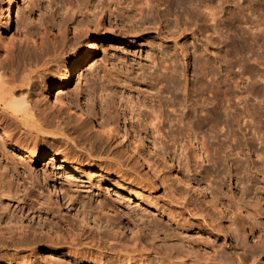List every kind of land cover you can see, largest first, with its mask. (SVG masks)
Returning a JSON list of instances; mask_svg holds the SVG:
<instances>
[{
    "label": "rangeland",
    "instance_id": "obj_1",
    "mask_svg": "<svg viewBox=\"0 0 264 264\" xmlns=\"http://www.w3.org/2000/svg\"><path fill=\"white\" fill-rule=\"evenodd\" d=\"M138 1L135 2L139 4ZM131 4L132 0H18L14 28L2 31L0 35L3 43L0 54L14 46L20 47L26 40L30 43L47 42L48 45L54 38L60 43L68 41L70 47H65L57 62L44 73L45 77L56 79L63 75L79 46L89 42L88 62L76 69L73 85L62 92L77 99L86 113L94 111L96 121L91 125L95 126L100 140H109L100 123L113 114L115 119L119 116L116 121H119L120 136L111 139V149L127 160L129 167L121 168V171L126 173L123 178L128 181L119 178L116 173L122 172L116 165H112L111 172L102 171L98 165L104 168L112 157L107 158L106 154L89 157L85 150L71 142L75 135L52 139L42 135L37 137L33 131V139L24 140V136L20 137L12 127L6 134L15 139L20 137V147L27 146L25 149L33 150L36 156L42 154L43 158L25 160V165L21 166L19 158L11 159L14 153L6 146L4 157L0 155V173L7 169L1 181L5 188L18 191V198L1 197L4 210L0 213L16 216L11 225L25 231L29 225L40 232L37 227L39 219L56 221L59 218L66 223L63 234L51 235L56 239L64 238L60 239V245L47 243L32 256L38 264H87L78 261L77 252L81 258L101 256L103 264H169L165 261L167 257L171 256L174 262V257L181 256V245L183 250L193 247L194 254L206 253L205 257L216 255L214 251L218 250L217 255L222 252L220 256L227 260V264H237L240 258L247 260L246 264L255 258L254 264H264V41L248 39L242 45L237 37L232 38L236 33L231 31L237 20L242 21L246 15L253 16L254 20L250 17L253 21L260 16L264 21V0H194V5L182 12L163 4L160 7L162 22L158 17L154 18L157 21L147 18L144 28L148 30L130 29L129 18L137 6ZM203 6L205 9L211 7L217 15L211 8L204 11ZM195 9H203L200 11L203 14L198 12L201 16H197ZM255 9H259V13ZM210 11L213 16L208 13ZM205 14L212 19H207ZM233 14L240 19L231 17ZM259 18L257 22L261 21ZM188 19L194 23L192 26ZM154 21L160 28L154 26ZM185 24L188 28L184 27ZM248 25L241 24L240 29L236 28L240 31L236 32L240 35L241 29L243 31ZM262 25L260 27L264 30ZM249 28H244L248 30L245 33L253 32L254 28L250 29L251 32ZM181 31L186 33L180 36ZM180 50L184 51V56ZM172 57H175V65L171 63ZM164 63L167 66L172 64L169 71L163 72L161 65ZM162 74L167 81L166 86L163 83V89L153 83L154 78ZM45 95L49 96V93ZM125 101H132V106L134 101L140 103L146 112L155 107L163 117L167 116L166 120H171L161 123L164 131L160 136V149L150 130L142 133L141 127L135 128L136 118L131 121L125 106L128 102ZM48 103H51L49 97ZM109 104L115 105L114 108ZM109 106L113 113L110 117L107 115ZM123 110L127 115L126 122L121 113ZM204 114L208 116L207 122L202 121ZM113 116L110 120L114 119ZM2 127L0 123V135L3 134ZM152 141L157 146L151 145ZM198 152L200 158L196 157ZM144 161L150 167L142 165ZM114 191H117L116 196ZM69 199L77 205L76 210L82 208L95 218L103 221L105 217L115 218L120 222V229L104 226L102 221L101 229L86 224L85 236L81 235L78 223L73 221L77 219L66 209ZM188 202L191 205L189 210L200 209L202 216L209 215L216 222H220L216 214L221 210L225 212L226 218L220 222L222 230L218 235L202 226L199 217L189 215ZM233 202L235 206L239 205L237 207L243 215L246 214L244 211L249 213L247 219H241L242 222L240 220L236 225L231 224L235 210ZM217 203L220 204L217 205L219 210L215 211L212 205ZM260 209L261 215H258ZM20 215L23 217L21 224L17 221ZM170 217H174L178 224ZM184 223L191 224L188 225L192 229L180 230L181 234L177 235V226ZM197 223L201 224L200 227ZM7 228L8 225L0 224V231ZM76 234L82 237H76ZM259 236L263 237L261 242ZM111 237L112 240L105 245L106 238ZM208 243L213 249L203 245ZM109 245H115V251L108 250ZM242 245L247 247H243L245 252ZM251 245L259 248L256 253L248 249ZM20 251L16 257L18 261L32 255L28 249ZM15 253L11 246L0 249V264H7ZM183 256L186 253H182Z\"/></svg>",
    "mask_w": 264,
    "mask_h": 264
},
{
    "label": "bare ground",
    "instance_id": "obj_2",
    "mask_svg": "<svg viewBox=\"0 0 264 264\" xmlns=\"http://www.w3.org/2000/svg\"><path fill=\"white\" fill-rule=\"evenodd\" d=\"M135 1L132 0L133 4H135L134 6H136V5L137 6L135 7V9L133 8L134 6H132V9H134V11H133V15H131L129 18V23H130L129 26H130V29L136 28V29H140V30H148V28H144V25H146L145 21H147L146 19L149 17H150V19L156 20V21H157V19L158 20L160 19V21L162 22L163 18L161 19L162 15H160V7L163 4H166L170 8L179 9L181 12L185 11L187 9V7H191L194 5V0H143V2L141 0L140 2H142V3H140L137 0L139 2V4H137ZM17 2H18V0H9L8 2H6V0H0V35H1L2 31H9V30H12L14 28L13 17L15 14L14 12H15V9L17 6ZM133 4H131V5H133ZM208 8H206V9H208ZM210 8L207 11H209ZM206 9L204 7V11H206ZM211 10H212V8H211ZM240 10H239V13H240ZM244 10L246 11V9H243L241 11H244ZM255 10L258 11V13L260 11L259 9L258 10L255 9ZM195 11H197V16H199L198 14L203 12V9L199 10V11L197 9H195ZM128 12H129V10H128ZM198 12H200V13H198ZM212 12H214V14L217 15V11L215 12L214 9L212 10ZM212 12L210 11L208 13H211V15L213 16ZM205 13H207V12H205ZM239 13H238V15H239ZM242 13L243 12H241V14ZM102 14L104 15V13H102ZM201 14H203V13H201ZM201 14H200V16H201ZM207 14H205V15H207ZM187 15L190 18L194 19L193 15H192V17L190 16L191 14H189V13H187ZM187 15H186V17H187ZM242 15H243V17L245 16L244 14H242ZM242 15L241 16L239 15V17H242ZM251 15H252V13H251ZM212 16L209 17V15H207L206 18L208 19V17H209L210 19H212ZM233 16H235V14H233L231 17H233ZM237 16H235V17L238 18ZM127 17H129V15ZM155 17H158V18L154 19ZM246 17H244V19L242 18L244 21L243 20L242 21L237 20L238 23L235 21L237 23V24L235 23L236 26H233V28L235 30L231 29V31H235L236 34L235 33L234 34L236 36H234L232 33V35H233L232 38L234 37V39H235V37H237L238 38L237 40L238 41L240 40L239 42L242 45L245 44V42L248 39H249L248 41H250V40H262V43H263V41H264V30L261 29L260 26L262 25L261 23H263V25H264V21L261 18H259L260 16L257 17V18L261 19V21H263V22L258 21V22H260V24L257 22V18L255 21H253L254 20V18H252L253 16L252 17L250 16L253 20L250 17H248L247 15H246ZM110 18H109V23L111 20ZM214 18L216 19V17H213V19ZM121 19H123V18H121ZM150 19H149V21H150ZM202 19H203V16H202ZM229 19H232V18H229ZM238 19H240V18H238ZM99 20L101 21V18ZM230 21H232V20H230ZM71 22H73V21H71ZM157 23L158 22L155 23V21H154L155 25L154 24L153 25L157 26L156 25ZM190 23H191V21H190ZM190 23H186V24L189 25ZM232 23H234V20ZM243 23H244V26L246 24L250 25V28H249V25L246 26L247 29L249 28V30L254 28L253 32H251V30H250L251 33H248V32L245 33L248 30L245 31L244 28L246 29V27L243 28V26H242L243 31L241 29L242 34L239 32L240 33V35H239L237 32L240 30H236V28L240 29L241 24H243ZM186 24L184 25V27L186 26ZM193 24L191 23V26ZM215 26H217V25H213V27H215ZM167 27L168 26H166V28ZM158 28H160V27H158ZM228 31H230L229 28H228ZM184 33H186V32L181 31L180 36H182ZM194 35H195V33H194ZM52 40L53 41H51L50 45L46 44L47 42L46 43L45 42L36 43L37 41H35L34 43L32 42L33 43L32 44V43H30L31 41L29 42V40H26V41H24L26 43L21 44L20 47L14 46V48L7 49V50L3 51L5 53L0 54V123L3 126L2 127L3 128L2 129L3 134L0 135V155L2 157H4V154H5L4 150L6 149V146L8 145L11 149V152L14 153L11 156V159L14 161V160H16V157H17V159L19 158L18 159L20 161L19 164H21V166L22 165L24 166L25 160H27V161L32 160V159H35V160L39 159L40 160L41 158H43V155L42 154H39L38 156L34 155L32 153L33 150L30 149L31 150L30 151L28 149H25L27 146L23 147V148L20 147V141H19L20 137L24 136V140H26L28 138L31 140V138L33 139V137H32L33 131L36 132L37 137L39 135H42L45 137H52V139L53 138H55V139L56 138H61V139L66 138L67 139L69 137V135H71L72 137L75 135L76 137L72 138L71 142L72 141L75 142V144L73 143L74 145L85 150L89 157H92L94 154H99V155L106 154L107 158L112 157L110 159V164H106V166H104V168H101L100 164L98 165V167L100 169H102V171L107 170V172H111L112 165H116L120 170L119 172H122L121 168L127 169L129 167V164H127L128 163L127 160H123L121 153L118 154L111 149V139L114 138L115 135L120 136V134H119L120 132L118 131V127H119L118 122L119 121H116L117 119H120V118H117V117H119V116H117L115 119V117L113 116L114 114L111 113L112 108H114L113 106H115V105H113L114 102L112 101L113 102L112 106H111V104H109L112 108L110 106L107 108V111H108L107 115H109L108 117H110L111 114H113L112 115L114 117V119L112 118L113 121L110 120L112 117L111 116L110 119L104 120L103 122L100 123V126H102L105 129V130L103 129L104 130L103 133L106 134V136H108V138H109V140L105 141V140H100V138H98V134L95 131V129H96L95 126L91 125L93 121H96L94 111L86 113L85 110H83L81 108L77 99L75 100L72 97H68L67 95H65L62 92L63 90H65V89H67L73 85V83H74V72L76 71L77 68H79L81 65L86 63V61L88 60L89 54L91 52L89 42H83V44L81 46H79L80 47L79 51L74 54V56L71 58V60H69L70 61L69 64L64 68L63 75L62 76L60 75L58 78L54 79L52 77H45L44 73L46 71H49L52 68V64H55V62H57L60 55L63 54L65 47H70L69 46L70 42H68V41L65 42L63 40V42L60 43L56 40V38H54ZM237 40H235V41H237ZM254 43H256V41H254ZM237 44H239V43H237ZM237 44L235 42V45H237ZM2 45H3V43H2V40L0 38V46H2ZM238 47L239 46L237 45V48ZM60 48H62L61 51H59ZM180 49H182V48L180 47ZM240 51H242V50H240ZM179 52H180V54H182L184 51L182 52V50H180ZM246 52H248V50ZM171 56H173V55H170V57ZM181 56H184V55L182 54ZM165 59H167V58H165ZM177 59H178V57H177ZM174 60H175V57H172V61H171L172 64L175 62ZM161 63H163V62H161ZM171 63H169V65ZM172 64L170 65L171 67H172ZM56 65H54V66H56ZM158 65L160 66L161 64H158ZM163 65H165V63L161 65L163 72H166L167 70L169 71V68H168L169 65L168 66L165 65L167 68ZM174 65H175V63H174ZM159 68H161V67H159ZM164 75L165 74H162L161 76H158L157 78H154V80H153V83H156L157 86L161 85L162 89H163V86H162L163 83H165L164 86L167 85V81H166ZM158 91H160V89ZM46 92L49 93V96L45 95ZM48 97L51 98V103H48ZM106 98H108V95ZM108 99H110V98H108ZM111 100H113V99H111ZM128 101H130V99ZM128 101H125V102H128ZM134 103H135L134 106H132V104H133L132 101L128 102V104L125 103L126 104L125 106L127 107L126 109L129 111V113L131 115V121H132V119L136 118V123L135 124L133 123V125L136 126L135 128L141 127L142 129L141 128L140 129H141L142 133H144V132L146 133V131L150 130L151 134L154 136V142H156L158 144V147H159L160 146L159 144L162 143V142H160V138H162L160 136L163 135L162 132L164 131L162 129L164 127H161L162 126L161 123L164 122V120H165V122H167L168 120L169 121H171V120L169 118H168V120H166L167 116L165 117V115H164V117H163V115H161L160 111H158V112L156 111L157 109H155V107L154 108L150 107V111L146 112L145 107H144L145 110L141 109V108H143V105H140V103H138V102L136 103L135 101H134ZM107 106H108V104H107ZM157 108H158V106H157ZM159 110H161L160 106H159ZM218 110H217V112H220L222 109L220 111H218ZM116 113L118 114V112H116ZM121 113L123 115L124 122H126L127 115H125L124 110H123V112L121 111ZM129 113H128V116H130ZM208 115H210V114H208ZM206 116L204 114V117L203 116L201 117L203 122H205V121L207 122L206 119H208V118H206ZM210 118H212V117H210ZM216 118L217 117H215V120H216ZM111 124H113V125H111ZM110 125L112 126L111 128H110ZM12 127L20 135L19 139H15L14 137L12 138L6 134L7 132H9L11 130ZM140 129H139V132H140ZM124 130H125V128H124ZM152 135H151V137H153ZM67 142L68 141L66 140L65 143H67ZM154 142L151 145L154 146V144H155V146H157L156 143H154ZM158 147H155V150L158 149ZM159 149H160V147H159ZM199 152H201V151H199ZM203 152L205 153V151H203ZM238 153H240V151ZM262 154H263V152H262ZM56 156L58 157V155L54 154V157H56ZM257 156H259V155H257ZM59 157H60V155H59ZM196 157L200 158V153ZM6 159H8V157ZM9 159H10V157H9ZM63 161H66V160H63ZM66 162H68V161H66ZM142 165H147V167H150V164L146 161H144L142 163ZM61 168L64 169L65 167H61ZM14 170H17V169L14 168ZM5 172H7L6 168H4L3 173H0V198L1 197L13 198V196L18 198V196H17L18 191H13L12 187L5 188L4 182L1 181L3 179V176L6 175ZM116 174L119 176V178H122L123 181H125V182L128 181V179L123 178L124 177L123 175L126 173L122 172V173H116ZM134 187H135V185H134ZM116 192L117 191H114L115 196L117 195ZM65 195H67V194H65ZM17 200H19V199H17ZM128 201H130V200H127V202ZM68 202H70V204L68 205V207L66 209L70 213H72L73 218L77 219V221L74 219H73V221L76 224L78 223V225L81 229V230L79 229L80 233L83 236H85L84 234L86 232V228H85L86 224H89V225H92L93 227L99 228L100 224L102 225V223L105 222L104 226H108V227L112 226L113 229L117 227V230H119L120 229L119 227H121L120 222H118L117 220L115 221V218H112L109 216V217H105V221H103V220H101V218L93 217L92 214H90L88 211H84L82 208H81V210H76L77 205L75 204V202L72 199H69ZM217 202L220 203V201H217ZM218 203L212 205V207H215V211L219 210L217 205H220V204H218ZM234 203L235 202H233V204ZM236 204H237V202H236ZM256 204H258V203H256ZM1 205H2V199H0V211L4 210V208L1 207ZM237 205L236 206H235V204L233 205V208L235 210L232 213V218H231V224L232 225L238 224L241 219L242 220L244 218L247 219V217L249 216V213L247 214L246 211H244L246 214L243 215L240 211V207H237ZM186 206H188L187 212L189 213V215L191 217H199L201 219L202 226L204 225L205 227H208V229L211 230V232H213V233L216 232L217 235L222 230V223H220V222L226 218L225 212L223 210H221L220 212H218L216 214L218 216V219L220 220V222H216L209 215L208 216H202L200 209L193 208L192 210H189V207L191 206L189 202H188V204L186 203ZM240 206H241V204H240ZM227 207L229 208V206H227ZM260 211H262V210L260 209L259 211H257L258 215H261ZM15 218H16V216H14V215L5 216L2 213H0V224L3 223L5 225L9 226V228L5 229L4 232L0 231V249H2V248L8 249V247L11 246V247H14L15 252H16L13 259L7 260V264H38L36 261L32 260V256L36 253V251H38V249H40L41 247H46L47 243L60 245L61 240L64 239L62 237L61 238L59 237L61 239L60 240V239H56V238L51 236L52 234H56V233L58 234V233H62V232L64 233L65 232L64 228H65L66 223L61 221V220H58L59 218H57V217H56L57 218L56 221H54V220L51 221V220H47V219H39L38 223H37V227L41 233L38 232L34 228H29L30 227L29 225H28L29 227L26 225L28 228L27 229L28 231L21 229V227L20 228H17V227L14 228L11 225V222L13 220H15ZM17 219H18L17 220L18 223H20L23 220L22 215H20V217H18ZM170 219L172 221L176 222V224H178V222L174 219V217H170ZM242 220H241V222H242ZM188 224L189 223H184V225L177 226V230H178L177 235L181 234V233H179L180 230L187 231L189 229H192V228H189V225H191V224H189V225ZM201 224L197 223V226H199ZM190 227L194 228V226H190ZM100 229H101V226H100ZM69 232H70V230H69ZM90 232H92V230H90ZM262 232H264V231H262ZM43 233L46 234V236ZM71 234H73V232ZM81 235L76 234V237H80ZM262 235L264 237V233H262ZM76 237L74 240L77 239ZM236 237H234V238H236ZM263 237L261 238L259 236L258 237L259 241L261 239H263ZM73 238H74V236H73ZM100 238H101V236H100ZM109 239L112 240V237L106 238L105 242L103 241L105 245L109 244V242L111 241ZM237 239L238 238H236V240ZM91 240H94V239H91ZM99 241H101V239ZM164 241L165 240H163V242ZM72 242H74V241H72ZM262 242H263L262 244H264V240ZM254 244L256 245V243H254ZM262 244L260 243L258 245L260 246ZM203 245L208 246L209 249L210 248L213 249L212 248L213 246L210 245V243H208V245L207 244H203ZM246 245H248V244H246ZM255 245H253V246L251 245L250 247L248 246V249L251 250V251L249 250L251 253H254V252L256 253V251L259 249V248L257 249L256 248L257 245L256 246ZM114 246L109 245L108 250H113ZM262 246H264V245H262ZM180 247L181 248L179 250L182 253H186V256L182 257V253H181V256H176V257L173 256L176 259L173 262V258L168 255L169 257H167L165 261H168L169 264H212L215 261L216 262L218 261L217 264L218 263H220V264L226 263L227 264V262H226L227 260H224L223 257L221 258V256H220L222 254V252L219 253L220 258L217 255L218 252H220L218 250H216V251L213 250V251H214V254H216L218 256L219 259H217L216 255H213V256L208 255V257H205V256H207L206 253H205V255L202 253H201L202 254L201 255L199 252H198V254H196L197 252L194 254L193 247H191V246L189 247V249L187 248L186 250H183L184 249L183 245H181ZM243 247H245V246L242 245V248ZM245 248H247V247H245ZM20 249H28V250H30L32 255H28L27 257L20 258L18 261L16 259V257L18 258L19 255L21 254ZM105 249H106V247H105ZM113 251H115V250H113ZM192 251H193V253H192ZM244 252H245V249H244ZM246 253H247V251H246ZM251 253H250V255H251ZM75 256L77 257L78 261L81 263L103 264V259L101 258V256H98L96 258H94L92 256L91 257L85 256L84 258H81L80 255L78 254V252L75 254ZM75 256H73V257H75ZM191 256L192 257L194 256V257L192 258ZM254 257L255 256H253V258ZM258 257H259V255H258ZM233 259H235V258H233ZM233 259H231V260H233ZM255 259H252L253 261L250 264H254L256 262ZM246 261L247 260L240 258V259H237V264H246ZM159 263L161 264L162 262H159Z\"/></svg>",
    "mask_w": 264,
    "mask_h": 264
}]
</instances>
